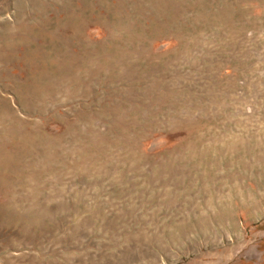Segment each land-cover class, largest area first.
<instances>
[{
	"label": "rangeland",
	"instance_id": "obj_1",
	"mask_svg": "<svg viewBox=\"0 0 264 264\" xmlns=\"http://www.w3.org/2000/svg\"><path fill=\"white\" fill-rule=\"evenodd\" d=\"M0 264H264V0H0Z\"/></svg>",
	"mask_w": 264,
	"mask_h": 264
},
{
	"label": "bare ground",
	"instance_id": "obj_2",
	"mask_svg": "<svg viewBox=\"0 0 264 264\" xmlns=\"http://www.w3.org/2000/svg\"><path fill=\"white\" fill-rule=\"evenodd\" d=\"M15 37H16V36H15ZM23 45H24V44H23ZM9 46H10V45H9ZM21 57H22V59H23V61H24V52H23V54H22V56H21Z\"/></svg>",
	"mask_w": 264,
	"mask_h": 264
}]
</instances>
